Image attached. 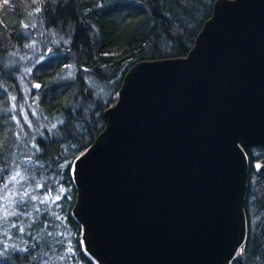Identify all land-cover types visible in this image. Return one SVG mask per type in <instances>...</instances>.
<instances>
[{
	"label": "water",
	"instance_id": "95a60500",
	"mask_svg": "<svg viewBox=\"0 0 264 264\" xmlns=\"http://www.w3.org/2000/svg\"><path fill=\"white\" fill-rule=\"evenodd\" d=\"M101 116L68 167L83 256L231 264L247 238L244 149L264 146V0H214L187 53L130 65Z\"/></svg>",
	"mask_w": 264,
	"mask_h": 264
},
{
	"label": "trees",
	"instance_id": "16d2710c",
	"mask_svg": "<svg viewBox=\"0 0 264 264\" xmlns=\"http://www.w3.org/2000/svg\"><path fill=\"white\" fill-rule=\"evenodd\" d=\"M213 2L0 0V197L16 201L0 199L16 212L0 219V264H92L69 213V164L129 66L185 55ZM244 150L247 238L231 264H264V146Z\"/></svg>",
	"mask_w": 264,
	"mask_h": 264
},
{
	"label": "snow or ice",
	"instance_id": "6c2138e0",
	"mask_svg": "<svg viewBox=\"0 0 264 264\" xmlns=\"http://www.w3.org/2000/svg\"><path fill=\"white\" fill-rule=\"evenodd\" d=\"M36 87H39V85H36ZM17 178L23 179V177L21 176V173L19 171L16 172V174L12 177V179L14 181H17ZM24 196H27L28 193L27 191H25L23 193ZM12 196V194H9V197H0V199H4V200H9V203H16V201L11 200L10 197ZM33 199H35V197H33ZM56 199H60L59 196L56 197ZM41 203H44V201L42 200ZM0 213H2V215H0V219H3L4 217H6L7 215H15L16 212L13 209H10L8 206L5 205H0ZM21 231H23V229H20Z\"/></svg>",
	"mask_w": 264,
	"mask_h": 264
}]
</instances>
